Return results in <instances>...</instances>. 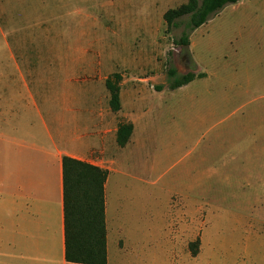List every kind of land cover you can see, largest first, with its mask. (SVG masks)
Returning <instances> with one entry per match:
<instances>
[{
  "label": "rangeland",
  "instance_id": "1",
  "mask_svg": "<svg viewBox=\"0 0 264 264\" xmlns=\"http://www.w3.org/2000/svg\"><path fill=\"white\" fill-rule=\"evenodd\" d=\"M184 2L0 0V100H109L119 72L142 129L89 154L108 171L106 264H264V0L168 27Z\"/></svg>",
  "mask_w": 264,
  "mask_h": 264
},
{
  "label": "crops",
  "instance_id": "2",
  "mask_svg": "<svg viewBox=\"0 0 264 264\" xmlns=\"http://www.w3.org/2000/svg\"><path fill=\"white\" fill-rule=\"evenodd\" d=\"M121 81L117 111L109 100H0V264H66L62 157L94 164L90 152L119 145L124 122L132 131L119 146L140 143L142 123L128 111L143 100L124 103Z\"/></svg>",
  "mask_w": 264,
  "mask_h": 264
},
{
  "label": "trees",
  "instance_id": "3",
  "mask_svg": "<svg viewBox=\"0 0 264 264\" xmlns=\"http://www.w3.org/2000/svg\"><path fill=\"white\" fill-rule=\"evenodd\" d=\"M236 1L186 0L176 7L168 8L162 17L170 27L177 18L189 15L188 26L194 29L205 23L210 13ZM179 42L189 44L186 36H181ZM192 78L185 75L183 79L176 80L172 88ZM121 80L119 72H112L104 79L109 92V105L114 111L120 108ZM131 131L130 122L120 123L116 131L117 143L124 145ZM61 164L66 264H106L103 184L107 170L67 155L62 157Z\"/></svg>",
  "mask_w": 264,
  "mask_h": 264
},
{
  "label": "water",
  "instance_id": "4",
  "mask_svg": "<svg viewBox=\"0 0 264 264\" xmlns=\"http://www.w3.org/2000/svg\"><path fill=\"white\" fill-rule=\"evenodd\" d=\"M182 52L180 53V62L181 65L186 68V69H195L196 68V64L193 61L192 57L190 56V54H188V44H183L182 46Z\"/></svg>",
  "mask_w": 264,
  "mask_h": 264
}]
</instances>
